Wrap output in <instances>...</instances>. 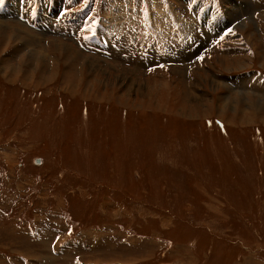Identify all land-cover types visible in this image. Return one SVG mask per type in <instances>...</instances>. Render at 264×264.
I'll return each mask as SVG.
<instances>
[{"label": "rangeland", "instance_id": "1", "mask_svg": "<svg viewBox=\"0 0 264 264\" xmlns=\"http://www.w3.org/2000/svg\"><path fill=\"white\" fill-rule=\"evenodd\" d=\"M0 264H264V0H0Z\"/></svg>", "mask_w": 264, "mask_h": 264}, {"label": "water", "instance_id": "2", "mask_svg": "<svg viewBox=\"0 0 264 264\" xmlns=\"http://www.w3.org/2000/svg\"><path fill=\"white\" fill-rule=\"evenodd\" d=\"M35 163L38 164V165L41 164V159H36Z\"/></svg>", "mask_w": 264, "mask_h": 264}]
</instances>
